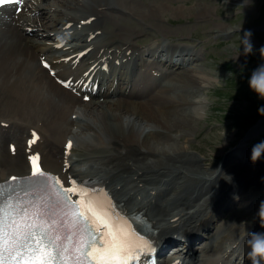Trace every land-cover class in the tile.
I'll use <instances>...</instances> for the list:
<instances>
[{"label": "bare ground", "instance_id": "1", "mask_svg": "<svg viewBox=\"0 0 264 264\" xmlns=\"http://www.w3.org/2000/svg\"><path fill=\"white\" fill-rule=\"evenodd\" d=\"M173 1L155 0L156 7H149V14L178 15L184 4L177 8L179 4H171ZM43 4L41 0H24L21 13L11 10L10 5L0 7V130L7 133L12 129L13 135L8 133V153L0 149V180L28 172L29 156L40 153L43 166L60 173L65 182L72 177L94 178L124 210L142 211L160 244L172 237L192 238L218 220L223 207L235 203L264 211V195L251 192L255 181L264 187V160L243 163L238 154L229 152L221 174H217L221 180L225 167L227 178L217 191L210 185L216 176L210 174L211 166L189 149L190 144L174 142L171 150L163 145L172 135L182 136L197 128L202 117L198 107L204 103L198 93L207 82L216 81L211 70L195 63L198 55H193L190 47H165L158 42L152 50H139L115 29V24H104L105 16H112L115 9L145 17L135 12L138 8L131 0H60L51 6L58 25L51 31L37 32L36 37L29 36L26 25H37L35 11ZM229 31L232 29L220 30ZM111 35L116 37L112 39ZM150 56H154L152 63L165 69L158 70L151 63L144 67ZM41 59L50 62L57 77L70 79L72 89L63 87L43 67ZM175 67L181 70L166 80L174 81L175 87L166 86V82L153 85L157 82L155 75L166 77ZM141 75L143 79L138 78ZM95 83L102 90L92 94L88 86ZM73 114L95 120L93 132L101 130L107 142L100 138L98 145L77 147L72 142L65 152L66 143L71 141L69 135L83 122V117L74 118ZM148 125L155 127L143 132ZM18 132L23 135L21 141L17 140ZM33 132L39 138L30 146ZM10 143L15 144V152L10 151ZM79 164L91 167L81 168ZM190 168L191 173L201 172L207 182L204 190L194 188L186 194L182 182ZM171 169L176 172L168 179ZM233 176L240 181L251 180L243 186L235 183ZM193 203L196 209H192ZM174 222L178 227L167 232L166 226ZM257 224L242 217L230 219L197 248L199 256L194 252L197 245L184 249V243L174 255L162 257L160 263L182 259V264H251L247 241Z\"/></svg>", "mask_w": 264, "mask_h": 264}, {"label": "rangeland", "instance_id": "2", "mask_svg": "<svg viewBox=\"0 0 264 264\" xmlns=\"http://www.w3.org/2000/svg\"><path fill=\"white\" fill-rule=\"evenodd\" d=\"M31 1L36 3V0ZM41 1L44 2L42 8L35 11L38 16L37 26L39 28L42 26L49 27L50 24V29L43 30L37 29V26L26 25V28L29 27L28 30L31 31L29 36L33 34L36 37L37 32H48L58 25L55 23L56 18L51 6L59 3L60 0ZM154 1L131 0L132 4H136L138 8L135 12H141L140 14L145 17H139L127 10L115 9L113 13L115 17L112 16L118 18L114 19L111 15L109 18L105 16L104 20L106 21H104V24H115V29H119V33L131 39L139 50H152L158 42L160 43L159 46L164 45L165 47H190L195 52L193 55H198L195 63L203 64V67L212 71V75L215 76L216 81L213 83L207 82L205 87L201 88L198 93L199 97L204 99V103L201 107H198V110L202 112V117L197 128L193 132L182 134V136L177 137L172 135L169 138L170 140H166L163 145L165 148L171 150L174 142H177V145L190 144L189 149L200 155L204 164L211 166L210 174H215L216 176L214 177L215 183L211 181L210 185L212 189L216 188L219 191V184L224 183L228 172H226L223 166L225 173H222V176H224L221 177L222 181L219 179L220 176L217 177V174H221V167L226 162L225 157L229 152L238 154L242 158L243 163H250L253 162V150H257V146H262L257 150L262 157L259 156L257 160H264V99L260 98L249 85V78L253 71L258 66L264 64V51H261V47L264 46V0H178V2L174 0L171 4H179L177 8L181 4H184V7L180 11L181 14L171 15L165 13L163 17L160 15L155 16L153 13L149 14L151 10H148V8L156 7ZM119 16L123 19L122 21ZM111 17L112 20L110 19ZM65 27L68 28V25H65ZM227 29H232V31L227 33L220 32V30L225 31ZM245 30L253 32L251 39L254 48L247 55H245L243 50ZM111 37L114 39L116 36L111 35ZM147 53L148 51L145 52L146 58L148 57ZM163 54V57H165L166 54ZM153 59L154 56H150L143 66L149 67L151 63L158 70H161L160 68L165 69L157 63H152ZM173 69L175 71H168V76L166 77L155 75L154 80L156 79L157 82H152L153 85L166 82V86L175 87L173 85L174 81H166L169 76L173 77L181 70L180 67ZM137 77L134 78L136 79ZM138 78L143 79V75ZM157 87L159 89V86ZM135 90L140 91L139 89ZM140 92L142 95V91ZM74 116L75 114L72 115V117ZM76 117L81 118L83 116ZM81 121H83L81 125L74 127L75 133L69 135L70 140L74 142V146L77 147L81 144L98 145L101 139H103V142H107L108 139L101 130L97 128V132H93L96 129L95 120L91 119V117H83ZM85 123H88L90 126H87ZM14 128L18 130V128ZM146 129L148 130V127L143 132ZM5 133L6 131L0 130V136H3L0 149L3 153H8V133L10 136L13 135H11L12 131L10 129ZM175 133L177 131L173 132V134ZM197 134L201 136L198 137ZM21 135L22 133H17V140H22L23 135ZM4 137L5 139H3ZM105 143L101 144L102 147ZM79 166L81 168L91 167L89 164H79ZM168 167L174 168L172 165ZM191 169L187 170L185 174L187 177L184 176L185 180L183 179L182 182V187L186 194L194 188L204 190L207 182L204 180L201 172L191 173ZM174 172L176 170L171 169V175L166 178L169 177L168 179H171ZM233 174L235 173L232 172ZM234 178L235 183L243 186L249 185V181L251 180L248 178L245 181H240V178ZM253 186L251 191L253 195L257 193L264 195V187L260 182H253ZM193 204L192 209H196L198 206L196 203ZM249 208L247 209L246 206L237 203L230 208L223 207L219 219L213 221L209 228L207 227L205 230H199L197 234L195 233V237L191 243H188L189 240H184L186 241L185 249L193 248L197 245L194 252L196 256H199L197 248L209 241L210 234L217 232L222 223L233 218L242 217L243 221L256 220L258 224L255 233H264V227H261L260 223L262 216H264V211L255 210L252 207ZM175 227H178V223L176 222L166 226L167 232L173 231ZM205 233H209V235H205ZM178 240L176 239L175 244L183 245L184 241ZM172 252H175V249L169 253ZM196 261L198 262V260Z\"/></svg>", "mask_w": 264, "mask_h": 264}, {"label": "snow or ice", "instance_id": "3", "mask_svg": "<svg viewBox=\"0 0 264 264\" xmlns=\"http://www.w3.org/2000/svg\"><path fill=\"white\" fill-rule=\"evenodd\" d=\"M19 2L0 0V6ZM36 142L34 134L29 145ZM40 159L29 156V176L0 183V264H138L148 249L132 244L117 227L119 217L100 193L93 190L73 202L77 187L65 189L42 170Z\"/></svg>", "mask_w": 264, "mask_h": 264}, {"label": "clouds", "instance_id": "4", "mask_svg": "<svg viewBox=\"0 0 264 264\" xmlns=\"http://www.w3.org/2000/svg\"><path fill=\"white\" fill-rule=\"evenodd\" d=\"M253 32L251 30H245L243 36L244 53L250 54L253 51V44L251 37ZM261 51H264V46L261 47ZM250 87L258 94V96L264 99V64L258 66L249 78ZM154 125H148V129L154 128ZM147 130V129H146ZM260 156V152L253 150L252 160L255 162ZM261 227H264V216L261 218ZM250 248L248 252V258L251 264H264V233H251L250 238L247 241Z\"/></svg>", "mask_w": 264, "mask_h": 264}]
</instances>
